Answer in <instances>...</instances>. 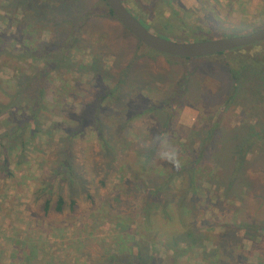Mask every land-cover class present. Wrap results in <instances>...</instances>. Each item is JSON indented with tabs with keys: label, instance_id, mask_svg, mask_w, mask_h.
I'll list each match as a JSON object with an SVG mask.
<instances>
[{
	"label": "rangeland",
	"instance_id": "obj_1",
	"mask_svg": "<svg viewBox=\"0 0 264 264\" xmlns=\"http://www.w3.org/2000/svg\"><path fill=\"white\" fill-rule=\"evenodd\" d=\"M25 1L33 6L0 0V81L25 88L0 116V164L8 159L12 173L0 168V264H24L29 256L26 264H117L114 256L137 247L141 264H264V42L175 58L138 49L117 21H83L97 0ZM122 1L151 32L177 42L264 27V0ZM69 34L68 58L48 50ZM41 74L40 99L34 77ZM36 100L43 104L40 131L33 135L30 125L15 132ZM247 131L254 136L245 141ZM65 159L90 198L79 188L72 197L65 185L74 211L46 214V197L36 190ZM183 162L162 201H147L142 186L134 193ZM59 193L56 185L53 202ZM146 203L151 225L142 218Z\"/></svg>",
	"mask_w": 264,
	"mask_h": 264
},
{
	"label": "trees",
	"instance_id": "obj_2",
	"mask_svg": "<svg viewBox=\"0 0 264 264\" xmlns=\"http://www.w3.org/2000/svg\"><path fill=\"white\" fill-rule=\"evenodd\" d=\"M23 3L27 6L28 5L33 6V3L30 1L23 0ZM97 18L105 19V20L110 19L112 21L118 22V20L114 16L113 12L108 7V5L105 3L104 0H97L94 3V5L91 8H89L88 12L84 16L83 21H96V20H98ZM65 22H67V20H65ZM119 25L121 27H123L120 23H119ZM76 26L77 25L74 24L73 30H75L77 28ZM123 29L125 31L124 36L131 35L130 32H128L126 30V28L123 27ZM71 39H72L71 34H69L67 37L64 38L63 43L56 42V43H52L51 45L49 44L50 46H48V50L52 51L53 49H58L63 53V57L65 56V58H68L66 56V54L69 52V48L71 46V41H70ZM137 42H138V46H137L138 49L145 47L138 40H137ZM146 49H148V48H146ZM237 50L238 49L232 50L229 52L232 53V52H235ZM150 51L153 52L152 50H150ZM153 53H157L159 55H162L161 53H158V52H153ZM225 53H222L219 56L225 55ZM2 54H4V53L2 51H0V57L2 56ZM201 59H203V58H201ZM187 60H189V59H187ZM230 65L231 64L229 61H226L225 63H223V66H226V68L229 67ZM131 66L132 65H130L129 67H131ZM230 73H232V75L234 76L235 79L238 78L237 73H234L232 70H230ZM41 76H43V74L34 77V79L38 80L39 85H40V88H39L40 94H41L40 99H41V96H44L46 94V83L44 81H41ZM262 78H264V77L262 76ZM24 89H25L24 86L21 85L18 81L16 82L15 85L12 82L5 84L2 81H0V95L4 100L7 99V101H8V103L5 101L3 103H0V116L3 115V112L5 110L10 109L11 107H13L15 105L16 100L20 99L21 94L24 91ZM117 89L120 90L121 88L118 87V88L114 89L113 91H115ZM107 94L108 93L105 92V93H102L101 95L98 96V98H99V100H97L98 101V103H97L98 108L101 107L103 101L108 96ZM167 106L168 105L166 104L165 107H167ZM41 110H43L42 100L34 101L32 106L30 107L29 115L27 116V118L25 119V121L22 124L23 127L22 128L19 126L15 127V132L22 130V129H23L22 131H24V130H26L27 127H30V125L32 126L31 131L33 132V135H35L36 132L40 131L38 128H36V125H37L36 121H37L38 113ZM137 118H139V117L135 116L134 118H130L129 121H132V120L137 119ZM100 134H101V132H100ZM7 136H9V134ZM245 136H246V138L244 137L243 140L246 141V140H248V138L250 136L251 137L254 136V132L253 131H250V132L247 131ZM162 138H163V136L160 137V139H162ZM3 148H5V147L3 146ZM102 149L105 153L113 152L114 157L112 158V161L115 160L116 155L113 151V145L109 141H105L103 143ZM65 153H69V151L66 150ZM65 155H67V157L70 158L68 154H65ZM184 157L185 156H182L180 154L178 159L180 161H182L184 159ZM192 163H193L192 166L195 167L196 161H193ZM186 164L184 162H183V165L176 163L172 167V171H170L168 173V178L166 180L160 181V179L162 178V175H160L161 171H159L158 175H160V178H158L156 181H154L152 184H150V186H146V185L141 184V183L137 184V189L134 190V193H139L140 187L142 186L143 190H145V193H146L143 198H145L147 201H150L151 199L154 200L155 198L159 201H162L163 200L162 197L164 196V194L167 191L173 192V190H172V187H173L172 183L173 182L172 181L182 174V172H183L182 170H185ZM59 166H60V169H59L58 173L57 174L55 173L54 175L50 176L49 178H46L45 180H42L43 185L40 188H38V190H36V193L38 194L39 198L43 199V197L44 198L46 197L45 201L43 203V209H44V212L46 214L49 213L50 211H54L55 213L61 214L67 208L68 202L66 201V198H65L64 193H63L65 185L68 186L69 193L71 194L72 197H74V195H75V192H76L75 190L77 188H79V189H81V191L83 192L85 197L90 198V194L88 193L87 188L84 187L86 182L84 181V179L80 175L77 174V172L75 170L76 168H73V161L65 159V161L63 160ZM237 166H238L239 170H241V167H242L241 162H239L237 164ZM0 168H2L3 172H6V175L8 177H12V173L8 172V168H9L8 159H6L4 162H2L0 164ZM58 176H60L61 178H58ZM56 185H58L60 193L58 194L56 201L53 202V200H54L53 189L55 188ZM45 192H47V193H45ZM170 195L172 196L173 194L169 193L168 196H170ZM175 203L176 202H171L170 207L175 208L176 207ZM146 204L148 205L149 203H146ZM75 206H76V201L74 200V198H71V201H70L68 208L70 210L74 211ZM181 206H182V204L179 203L178 204L179 211L181 209ZM142 215H143L142 218L145 220L146 224L151 225L153 223L154 220L152 219V217H154V213H153V209L151 208V205L146 206V210L143 211ZM180 216L182 219H184L183 213H181ZM181 241H182V239H178L177 243L181 244ZM180 244H176V245L180 246ZM135 250H137V251H135ZM183 250L184 249L181 248V252H184ZM130 254L131 255L123 257V258H119V256H114L112 258V260L115 261L117 264H122L123 262H125V264H141L140 258H142V257L140 255V249L138 247L132 248V252ZM175 254H178V253L175 252ZM31 261H32L31 256L25 257L24 259H22V262L24 264L29 263ZM129 261H131V263H129ZM108 262L110 264L109 260H108ZM33 264H38V260L36 259V262H33Z\"/></svg>",
	"mask_w": 264,
	"mask_h": 264
},
{
	"label": "water",
	"instance_id": "obj_3",
	"mask_svg": "<svg viewBox=\"0 0 264 264\" xmlns=\"http://www.w3.org/2000/svg\"><path fill=\"white\" fill-rule=\"evenodd\" d=\"M118 22L130 34L152 51L166 56L192 59L222 54L232 50L264 42V27L252 33L223 37L201 42H177L163 38L146 28L128 10L122 0H104Z\"/></svg>",
	"mask_w": 264,
	"mask_h": 264
},
{
	"label": "clouds",
	"instance_id": "obj_4",
	"mask_svg": "<svg viewBox=\"0 0 264 264\" xmlns=\"http://www.w3.org/2000/svg\"><path fill=\"white\" fill-rule=\"evenodd\" d=\"M168 158H171V156H169Z\"/></svg>",
	"mask_w": 264,
	"mask_h": 264
}]
</instances>
